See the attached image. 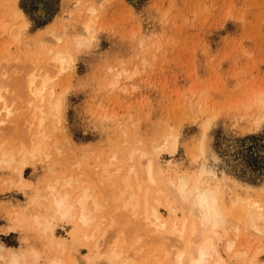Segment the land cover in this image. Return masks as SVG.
I'll list each match as a JSON object with an SVG mask.
<instances>
[{"label":"rangeland","instance_id":"1","mask_svg":"<svg viewBox=\"0 0 264 264\" xmlns=\"http://www.w3.org/2000/svg\"><path fill=\"white\" fill-rule=\"evenodd\" d=\"M91 7L93 42L73 48L74 61L56 78L61 123L48 128L49 155L22 171L30 188L14 167L0 164V241L24 250L30 264L32 247L42 253L39 264L59 255L31 218L46 211L37 190L60 175L72 177V188L87 179L96 183V172L113 156L128 163L131 147L163 146L154 157L158 175L205 167L227 205L237 201V214L247 198L262 203L264 197V0H0V20L9 26L0 29V78L7 72L9 80L16 63L44 64L56 48L52 33L66 31L68 41L81 36L80 20ZM16 116L11 129L0 132L12 146ZM202 141L206 153L198 157ZM16 213L22 218L14 224ZM161 213L171 218L167 208ZM231 227L226 237L239 247L258 240L250 230ZM73 228L59 221L57 238L69 242ZM224 244L227 263L241 264ZM77 249L80 259L89 253L87 246Z\"/></svg>","mask_w":264,"mask_h":264},{"label":"bare ground","instance_id":"2","mask_svg":"<svg viewBox=\"0 0 264 264\" xmlns=\"http://www.w3.org/2000/svg\"><path fill=\"white\" fill-rule=\"evenodd\" d=\"M96 21V9L91 7L80 20L81 36L68 41L62 35L66 31L52 33L56 48L49 49L44 64L20 66L7 60L13 74L9 80L8 75L5 79L7 72L0 78V132L11 129L14 115L18 114L15 122H20L14 146L8 144L7 136L0 140V164L14 167L24 187L30 188V184L21 176L23 169L49 155L48 128L61 123V99H54L56 78L74 61L73 48L92 44ZM8 28L1 19L0 29ZM166 136L173 134L168 131ZM177 143L175 136L170 149L176 151ZM160 148L163 146L131 147L128 163L122 159L117 163L118 157L113 156L96 172V183L87 179L79 188H72V177L60 175L44 190H37L44 197L46 211L33 213L31 218L59 254L48 258L46 264H69L73 256L80 259L78 245L89 249L82 262L79 260L83 264L100 260L114 264H228L220 252L222 242L241 264H264V197L262 203L247 198L237 214L233 210L237 201L227 205L221 188L209 181L210 171L205 167L195 174L178 170L174 175H158L154 157ZM197 149L198 157L205 155V141ZM162 207L169 210V220L162 215ZM16 215L14 224L22 218L21 213ZM61 220L74 225L69 242L57 238L55 229ZM230 227L237 232L250 230L258 240L239 247L235 238L226 237ZM8 228L13 231L16 227L11 224ZM29 253L32 264H39L41 251L32 247ZM0 264L30 261L24 250L9 248L0 241Z\"/></svg>","mask_w":264,"mask_h":264}]
</instances>
